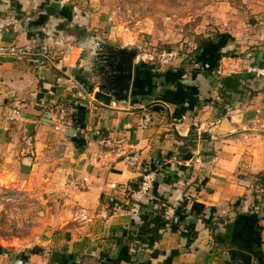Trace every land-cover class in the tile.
<instances>
[{
	"label": "crops",
	"instance_id": "crops-1",
	"mask_svg": "<svg viewBox=\"0 0 264 264\" xmlns=\"http://www.w3.org/2000/svg\"><path fill=\"white\" fill-rule=\"evenodd\" d=\"M66 1L0 0V16L24 26L0 42L22 51L0 55V179L20 173L52 202L45 235L10 264H264V0L207 2L201 32L214 42L196 66L160 68L136 51L128 100L87 76L94 37L86 34L93 51L80 59L58 33L88 27ZM41 14L44 23L30 25ZM219 55L233 72H218ZM234 74L239 91L224 90L221 79ZM15 107L23 120L5 123ZM62 107L67 125L56 129ZM146 113L151 125L138 128ZM107 137L123 138L141 164L102 146ZM146 170L156 181L140 215L114 216Z\"/></svg>",
	"mask_w": 264,
	"mask_h": 264
},
{
	"label": "rangeland",
	"instance_id": "rangeland-1",
	"mask_svg": "<svg viewBox=\"0 0 264 264\" xmlns=\"http://www.w3.org/2000/svg\"><path fill=\"white\" fill-rule=\"evenodd\" d=\"M73 1L78 15L87 19L90 30L87 32L88 27L83 24L65 25L58 33L79 49L76 55L79 52L80 59L87 58L97 44H106L116 49H135L141 55L176 50L180 63L193 67L198 61L197 47L204 41L201 31L211 17L205 7L213 0H69L65 3ZM86 34L94 37L91 49L84 47ZM60 47L57 51H64L63 44ZM218 60L219 65L224 63L222 56ZM224 64L229 66L227 62ZM87 76L95 83H103L97 73L89 72ZM25 178L19 173L12 181L0 179V264H10L14 255L31 248L50 227L52 202L41 186L34 183L29 186Z\"/></svg>",
	"mask_w": 264,
	"mask_h": 264
},
{
	"label": "built area",
	"instance_id": "built-area-1",
	"mask_svg": "<svg viewBox=\"0 0 264 264\" xmlns=\"http://www.w3.org/2000/svg\"><path fill=\"white\" fill-rule=\"evenodd\" d=\"M24 30L22 19L18 18L14 14L8 13L0 16V42L4 39L5 34L11 32L13 34H19ZM21 49L16 46H4L0 44V55L7 54H21ZM141 61L149 64H153L160 68L170 67L180 60V54L176 50H167L163 49L156 54H142L139 56ZM225 64H221L218 66V72L222 73L223 70L229 69L230 72H233L234 69L232 65L227 66ZM67 110L65 108H61L60 114L58 117V125L56 129L63 128L67 125L66 123ZM1 119L5 123H16L23 120V114L19 107L12 108L8 113L4 114ZM152 117L149 113H146L139 121L138 128L144 129L151 125ZM124 139L123 138H113L107 137L101 139V145L114 152L118 158L123 159V161L131 166L137 167L141 164V154L135 149L124 147ZM156 181V173L153 170H146L142 174V179L138 185V187L132 192L131 198L129 202L125 205L116 204L112 207V214L114 216H130V217H138L141 213L142 202L148 196V194L152 191L154 187V183ZM166 213L172 216V210L167 209ZM82 217L86 218V214L82 212Z\"/></svg>",
	"mask_w": 264,
	"mask_h": 264
},
{
	"label": "flooded vegetation",
	"instance_id": "flooded-vegetation-1",
	"mask_svg": "<svg viewBox=\"0 0 264 264\" xmlns=\"http://www.w3.org/2000/svg\"><path fill=\"white\" fill-rule=\"evenodd\" d=\"M97 46L98 47L95 48L96 53L93 55L94 60H92L96 63H93L92 71L101 76L103 78L102 85L106 89H110L115 82L118 84L122 83L124 76L126 75V67H121V70L119 71L120 73H115L117 71L115 68L116 62L113 60V58L120 56L123 64H125L129 52L127 51L128 49H124V51L121 52L119 49L106 44H97Z\"/></svg>",
	"mask_w": 264,
	"mask_h": 264
},
{
	"label": "water",
	"instance_id": "water-1",
	"mask_svg": "<svg viewBox=\"0 0 264 264\" xmlns=\"http://www.w3.org/2000/svg\"><path fill=\"white\" fill-rule=\"evenodd\" d=\"M47 16L45 14H41L38 18V20H32L30 19V25L33 23L35 25H40L43 24L44 21L46 20ZM121 52L124 51V49H119ZM129 52V55L127 57V61L125 64H123L122 59L120 56H116L113 58V60L116 62V74L117 72L120 73L119 71L121 70V67H126V75L124 76V80L122 83H114L112 86V90L110 91L111 94L118 100H128L129 98V92H130V86L132 82V77H133V62L136 56V50H127ZM116 80V79H115ZM229 255L232 257V260H236V256L238 255V251L232 250L229 251ZM244 256V255H243ZM250 264V263H248Z\"/></svg>",
	"mask_w": 264,
	"mask_h": 264
},
{
	"label": "trees",
	"instance_id": "trees-1",
	"mask_svg": "<svg viewBox=\"0 0 264 264\" xmlns=\"http://www.w3.org/2000/svg\"><path fill=\"white\" fill-rule=\"evenodd\" d=\"M64 27V25H61L60 28ZM211 41V40H210ZM209 40H206L204 42H202L200 44L198 48V50L202 47H206L208 45V43L210 42ZM211 42H214V41H211ZM210 42V43H211ZM221 55H219V59H220ZM218 66V61L216 63V66ZM241 75H237V74H234V75H230V76H227V77H223L221 79V83L223 85V88L224 90L226 91H230V92H238L239 91V86L241 85Z\"/></svg>",
	"mask_w": 264,
	"mask_h": 264
}]
</instances>
